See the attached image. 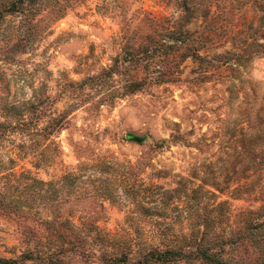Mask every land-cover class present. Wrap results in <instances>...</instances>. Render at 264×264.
Segmentation results:
<instances>
[{
	"label": "rangeland",
	"instance_id": "1",
	"mask_svg": "<svg viewBox=\"0 0 264 264\" xmlns=\"http://www.w3.org/2000/svg\"><path fill=\"white\" fill-rule=\"evenodd\" d=\"M263 148L264 0H0L1 256L264 264Z\"/></svg>",
	"mask_w": 264,
	"mask_h": 264
},
{
	"label": "trees",
	"instance_id": "2",
	"mask_svg": "<svg viewBox=\"0 0 264 264\" xmlns=\"http://www.w3.org/2000/svg\"><path fill=\"white\" fill-rule=\"evenodd\" d=\"M13 5L11 4L8 10H12ZM127 138H133V134L128 133L126 135ZM259 163L261 165V168L264 170V148L263 152L261 154ZM59 220L57 216H54L52 227H51V233L49 237V243H52V236L59 238H66V236L58 231L57 224H59ZM203 236V235H202ZM78 237L77 241H80L79 244L76 243V241H73L72 239H67V243H71V246L78 245V248L76 250L79 252H83L85 249L84 240L81 239L79 234H75V238ZM202 238V237H201ZM175 238L171 239L170 242H163L164 244H157L152 247H150L147 250H139L138 257L135 259V262H130L132 256L136 253H134L133 249L130 248V243H126L120 248H115L113 251L109 253H105L104 251L101 252V256L99 255L96 260L100 264H178L180 259L182 257H186V261L191 259L190 261H193L197 257H203L208 258L209 260H213L216 257V249H213V245L211 244H203L201 242V239L195 240L192 243H196L195 246H190L189 242L186 243H178L175 244L177 239ZM174 241V242H173ZM47 243L46 247H42L41 255L35 256V260L29 263L24 262V257H22V261L17 262V257H5L0 255V264H64L62 253L64 249L60 246L61 243H55L54 246L58 247L56 251V248H53L51 244ZM53 248V249H52ZM23 256V255H22ZM214 264H219L221 261L214 260Z\"/></svg>",
	"mask_w": 264,
	"mask_h": 264
}]
</instances>
